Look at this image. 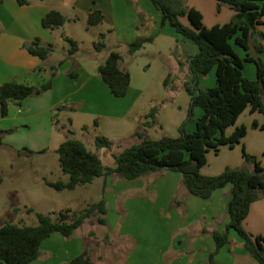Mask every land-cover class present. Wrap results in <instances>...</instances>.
<instances>
[{
  "label": "crops",
  "instance_id": "obj_1",
  "mask_svg": "<svg viewBox=\"0 0 264 264\" xmlns=\"http://www.w3.org/2000/svg\"><path fill=\"white\" fill-rule=\"evenodd\" d=\"M27 1L26 4H19L17 0L0 2V84L9 80H17L36 85L50 77L51 65L47 67L43 62L45 59L42 60L31 54L24 44L36 36L45 42L52 44L55 42L56 35L53 31L57 27L46 28L41 24L42 17L52 8L48 7L46 0ZM174 1L182 2V0ZM199 3L211 9L209 19L202 13ZM69 5L72 8L83 10L86 14L94 9L103 13L104 18L101 24L108 26L106 30L113 31L115 45L125 47L126 52L121 54L123 57L121 60L141 57L148 61L162 60V62L151 76L144 71L133 77L132 69L124 68L130 73V85L124 96L117 97L110 92L107 84L99 76L97 67L89 69L83 63L73 61V55H71L58 65L50 89L39 96L25 97L19 103L14 99L8 101L7 115H0V130L11 126H16L18 129V132L7 135L5 138L11 149L18 155L24 153L27 156L30 154L18 151L23 148L34 151L44 149L53 137V130L59 131L55 124L53 125L54 119L58 121V124L65 123L66 121L60 123L57 114L61 111L66 112L68 107L76 112H85L93 116L91 123L82 126L85 141L80 140L85 145L86 142L89 143L91 148L86 145L87 148L97 152L106 165L114 164L113 154L126 146L140 142V138L134 132L143 121L152 122L140 128V131L145 129L146 134L151 138H158L162 134L177 136L190 103V95L183 83L191 79L188 64L190 56L197 52V46L177 33L168 23L161 25V12L149 0H71ZM184 5L198 9L207 26L226 22L217 19L216 0H185ZM225 7L227 6L221 5L220 11ZM230 11L233 13V9ZM183 22L187 23L184 20ZM150 35H153L151 41L146 42L134 53H128L129 42L137 37ZM235 50L237 51V48ZM37 65H42L44 70L35 71L34 68ZM72 68L77 71L75 77L68 75V71ZM255 75V66H253L247 77L255 78ZM214 84V70L199 80L201 88L211 87ZM75 95L80 100L74 99ZM59 105H64L65 109L56 111L54 118V109ZM153 107L155 110L151 117L149 113ZM200 114L201 109L195 107L193 118L185 125L188 132L195 129L194 118ZM249 114L244 120L240 118L241 122H238L239 116L235 123V125L244 124L247 128L240 140L241 147L244 145L246 151L256 155L264 166V128L252 126L253 120L259 124L264 123V115L259 112H249ZM65 116L71 121L72 117L68 112ZM34 125L37 133L33 136L31 128ZM232 129L233 127H229L226 132L230 133ZM58 131L56 132L55 149L65 139V136ZM97 134L110 138L111 145L97 148L94 144V136ZM260 153L263 155H259ZM105 156L109 160L105 161ZM243 161V157L238 155L233 160L235 163L225 161L222 167L214 172L206 168L207 160L201 172L207 175L217 174L226 165H241ZM0 175L2 177L0 184H3L7 179L6 173L0 170ZM146 176H150L148 186L141 179L144 176L124 180L110 175L106 178L98 177L97 180L95 178L92 183H95L96 192L99 191L104 196L107 212L111 205L112 208L117 209V212L125 211L124 219H128V224L133 222L134 217H129V207L124 209L123 206H128L130 200H138L140 203L147 204L145 207L151 215L137 214L135 216L136 235H133L136 247H138L145 240L144 223L149 228L154 264H207L209 253L215 250V241L210 230L222 231L228 221L226 206L230 198V186L216 189L210 197L203 199L185 194L180 186L181 175L177 171L165 170L158 176L153 173ZM113 189L120 191V194L117 193L109 200L106 195L107 191ZM76 190L78 194H82L80 188ZM175 198L180 200L177 205L172 204ZM97 199L99 198L96 197L92 201ZM105 216L107 219V213ZM119 216L120 214L116 213V220L112 221L118 230L121 228L116 225L120 219ZM243 225L252 234L264 236V197L250 204ZM109 226V229H112L113 226L111 224ZM75 231L69 238H65L58 232L52 233L41 243L39 256L27 264H60L78 255L83 249L84 235L77 234ZM214 261L215 264H257L244 248L241 238H236L230 232L229 242L215 253Z\"/></svg>",
  "mask_w": 264,
  "mask_h": 264
},
{
  "label": "trees",
  "instance_id": "obj_2",
  "mask_svg": "<svg viewBox=\"0 0 264 264\" xmlns=\"http://www.w3.org/2000/svg\"><path fill=\"white\" fill-rule=\"evenodd\" d=\"M149 1L161 12V25L168 23L177 33L197 46V52L190 56L188 64L191 79L183 83L190 95V103L186 117L179 126V134L175 137L162 134L158 138H151L145 129L140 131V128L152 122L143 121L134 132L140 142L113 154L114 164L106 165L97 152L88 149L83 141L70 135V119L63 124H58L54 119L55 126L65 134V139L58 145L56 152L60 168L68 178L56 181L45 179L44 182L57 190H71L78 185L90 183L97 177L115 175L124 180H133L150 173L158 176L165 170H172L181 175L180 186L185 194L203 199L210 197L214 190L229 185L230 198L226 206L228 221L223 231L210 230L215 241V250L209 253L207 264H215L214 255L220 247L229 242L230 229L239 235L244 248L257 264H264V236L252 234L243 225L250 204L264 197V166L261 161L256 155L246 151L243 145L241 152L244 161L241 165H226L221 172L213 175L201 172L207 163L208 151L218 152L222 145L233 148L235 144L240 143L247 128L244 124L235 123L245 109L264 115V0H216L218 10L221 5H227L234 13L228 21L211 26L204 24L202 13L192 6L184 5L176 9L170 0ZM17 2L26 4L28 1ZM180 15H186L189 23H182ZM103 18V13L94 9L88 13L87 23L97 25ZM66 20L60 10L52 8L42 17L41 24L46 28H55L63 25ZM104 36L105 33H100L101 39L94 43L97 50L106 46L102 40ZM63 37L71 44L68 50L70 57L79 49L78 42L67 35ZM152 39L153 35L137 37L128 43V53H134ZM24 47L42 60L53 50L52 43L42 44L38 36L25 43ZM235 48L242 49L244 54L239 55ZM122 58L117 50H111L97 66L99 76L117 97L127 93L131 78L129 71L119 65ZM64 60L51 65L49 79L40 84H27L17 80L1 83L0 115H7L10 99L19 103L25 97L39 96L50 89L57 67ZM245 62H252L255 66V78L244 75ZM34 70L41 71L44 67L37 65ZM211 70L215 72V84L211 87H199V80ZM68 75L77 76L75 68L69 70ZM195 107L201 109V114L194 118L195 129L188 132L185 125L193 118ZM56 109L60 111L65 109V106L59 105ZM154 110V107L151 108V117ZM252 126L264 128V123L259 124L253 120ZM229 127L233 129L227 133ZM12 130L13 128L1 129L0 136ZM111 143L112 140L103 134L94 136L97 148L109 147ZM45 150L23 148L18 152L34 154ZM1 178L0 175V181ZM179 203L177 198L172 202L174 205ZM28 211H33V208H28ZM106 212V200L102 195L97 201L89 203L79 211L60 210L54 218L50 213L35 212L36 224L6 222L0 226V264L31 262L39 256L40 245L45 238L54 232L69 238L88 218L94 217L91 218L94 223L107 226ZM83 244V249L78 255L60 264H93V253L84 241Z\"/></svg>",
  "mask_w": 264,
  "mask_h": 264
},
{
  "label": "rangeland",
  "instance_id": "obj_3",
  "mask_svg": "<svg viewBox=\"0 0 264 264\" xmlns=\"http://www.w3.org/2000/svg\"><path fill=\"white\" fill-rule=\"evenodd\" d=\"M184 1L185 0H182V2L179 3L178 1L175 2L172 0L170 3L176 9H180V7L184 6ZM70 2L71 0H46L48 7L60 10L67 19L63 25L55 28L53 31L56 35V40L53 42V50L43 61L47 67L56 64L61 59L68 58V50L71 47V44L64 39V35L75 39L79 45V49L72 54V60H77L80 63H83L89 69H96L97 65L103 62L108 52L112 49H116L122 55L125 54L126 50L124 46L115 45L116 40L114 33L111 30H106V27H108L107 25L101 23L97 25H88V14L83 10L72 8L71 5H69ZM199 7L202 8V13H204L206 18L209 19V15L211 14L209 6L199 3ZM230 9L231 8L227 6L220 11L216 6L215 14L218 15L217 19L228 21L234 13V10L233 13H230ZM179 18L182 23H184L183 20L189 23L186 15H180ZM102 32L105 33L102 40H104L106 46L101 50H97L94 47V43L101 39L100 33ZM44 43L47 42L42 40V44ZM162 46L163 45H161V47ZM251 50L252 52L255 51L253 47ZM237 53L242 56L244 51L237 48ZM160 62H162V60L148 61L141 57H129L121 60L119 65L123 69L130 67L133 71V77H135V74L144 73V71L151 76L156 72ZM253 66L252 62H245L243 67L244 75L247 76ZM76 96L77 95L73 96L74 99L80 100ZM65 104L68 105L67 103ZM56 111L58 112L55 108L53 112L54 118L56 116ZM66 112L72 117L70 124L68 125V127L72 129V134L70 135L74 138L85 141L82 126L91 123L93 116L85 112H76L69 107ZM66 112L61 111L57 114L60 123L67 122L65 116ZM248 115H250L248 110L242 112L239 115L238 122L246 119ZM10 128H13V130L8 133H3L0 136V170H3L6 173L5 177L7 178L3 184H0V226L6 222L36 224L37 217L35 212L50 213L51 217L54 218L60 210L71 209L79 211L91 203L96 197L100 198L102 196L101 192H96L94 189L95 183H92L99 179L98 177L90 183L75 187L76 189L80 188L82 194H78L76 189L57 190L45 184V179L56 181L66 180L68 178V175L63 173L60 168L58 154L55 149L57 143L56 132L58 130H53V137L45 145L46 150L44 152L34 153L27 156L24 153L18 155L7 144V140L5 139L7 135L18 132L16 126H11ZM35 129L36 126H32L31 132L33 136L37 133ZM59 131L65 136L63 131ZM241 144L242 142L237 143L233 148L224 147L226 145H222L218 152L208 151V163L206 168L215 172L222 167L225 161L235 163L233 160H235L238 155L243 157ZM86 145L91 148L89 143L86 142ZM259 155H263V153H260ZM104 158L105 161L109 160L107 156ZM149 177L150 176H144L141 178L146 186L149 185ZM115 189L107 191V199L110 200V198L115 197L117 193L120 194V191L117 192ZM145 206L147 207L146 203H140L138 200H130L128 201V206H123L125 207L124 209L129 207V217H134V219H132L133 222L129 224L127 223L128 219H124L125 211L117 212V209L112 208L111 205L109 211L106 213L108 219L107 225L109 226L111 224V226H113L111 227L112 229H109L110 226L108 227L96 222L94 223L91 219L94 217L86 219L82 225L76 229L75 232L77 234L84 235L85 245L90 252L93 253V263L154 264L153 255L151 254L153 250L152 242L150 243L149 238L150 230H148L149 228L145 223L143 226V233L145 235L144 242L136 247L134 237V235H136L135 216L137 214H144L145 216L151 215ZM28 208H33V211H28ZM116 213L120 214V219L116 224L119 225L118 227H121L119 230L112 222L113 220H116ZM229 232L236 238H240L235 231L229 230Z\"/></svg>",
  "mask_w": 264,
  "mask_h": 264
}]
</instances>
